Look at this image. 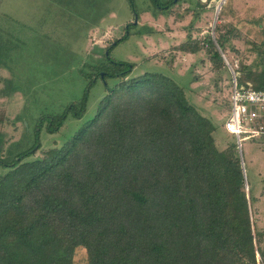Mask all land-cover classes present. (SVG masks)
Masks as SVG:
<instances>
[{
  "label": "trees",
  "instance_id": "trees-1",
  "mask_svg": "<svg viewBox=\"0 0 264 264\" xmlns=\"http://www.w3.org/2000/svg\"><path fill=\"white\" fill-rule=\"evenodd\" d=\"M175 1L153 0L160 9ZM128 36L106 48L103 62L83 65L92 72L80 69L88 80L82 97L40 118L32 148L0 158L7 169L0 175V264H74L80 248L88 264H259V257L264 264L237 144L218 148L217 125L170 76L125 79L135 65L111 51ZM227 40L217 37L223 51ZM219 47L210 35L178 48L204 50L221 70ZM239 71L240 83L264 89V69L243 64ZM109 77L121 80L109 86ZM99 78L106 94L95 116L29 159L41 148L45 120L55 132L69 113L81 118Z\"/></svg>",
  "mask_w": 264,
  "mask_h": 264
},
{
  "label": "rangeland",
  "instance_id": "rangeland-1",
  "mask_svg": "<svg viewBox=\"0 0 264 264\" xmlns=\"http://www.w3.org/2000/svg\"><path fill=\"white\" fill-rule=\"evenodd\" d=\"M134 2L137 23L129 0H0V158L12 160L35 145L40 118L62 114L82 97L88 80L80 69L103 62L106 48L126 31L128 38L111 51L114 59L134 63L125 79L149 71L170 76L217 125L218 148L236 143L226 127L232 81L228 64L216 70L204 50L190 53L178 47L190 38L224 36L222 54L238 75L243 64L264 69V0H176L165 9L153 0ZM83 69L92 72L90 66ZM120 80L109 77L106 82L114 86ZM105 94V81L99 78L81 118L69 113L55 132L47 130L45 120L41 148L29 159L72 137L95 116ZM242 156L246 191L255 197L251 215L264 250V137L244 140ZM6 170L0 164V175ZM74 259V264H88L84 249H77Z\"/></svg>",
  "mask_w": 264,
  "mask_h": 264
},
{
  "label": "built area",
  "instance_id": "built-area-1",
  "mask_svg": "<svg viewBox=\"0 0 264 264\" xmlns=\"http://www.w3.org/2000/svg\"><path fill=\"white\" fill-rule=\"evenodd\" d=\"M224 55V54H223ZM231 73L230 111L227 129L236 137L242 151L244 140L264 137V89H257L251 82L242 84L238 72L224 56Z\"/></svg>",
  "mask_w": 264,
  "mask_h": 264
},
{
  "label": "water",
  "instance_id": "water-1",
  "mask_svg": "<svg viewBox=\"0 0 264 264\" xmlns=\"http://www.w3.org/2000/svg\"><path fill=\"white\" fill-rule=\"evenodd\" d=\"M222 3V2H221ZM220 7V6H219ZM219 7H218V9H219ZM217 12H218V10H217ZM138 22V16H136V18H135V21H134V23H137ZM212 37H213V39H214V41L216 42V44H217V46L219 47V44L217 43V41H216V39H215V37H214V35L212 34ZM219 51L221 52V54H222V49L219 47ZM222 57H223V59L225 60V58H224V55L222 54ZM104 75H103V73L101 74V77H103ZM238 149H239V151H241V149H240V147L238 146ZM240 153V160H241V165H242V169H243V174H244V177H245V182L247 183V174H246V170H245V163H244V160H243V156H242V151L241 152H239ZM247 193H248V197H250V194H249V190L247 191ZM259 264H263L262 263V260L260 259V257H259Z\"/></svg>",
  "mask_w": 264,
  "mask_h": 264
},
{
  "label": "crops",
  "instance_id": "crops-1",
  "mask_svg": "<svg viewBox=\"0 0 264 264\" xmlns=\"http://www.w3.org/2000/svg\"><path fill=\"white\" fill-rule=\"evenodd\" d=\"M1 71L3 72V68L0 67V72H1Z\"/></svg>",
  "mask_w": 264,
  "mask_h": 264
}]
</instances>
